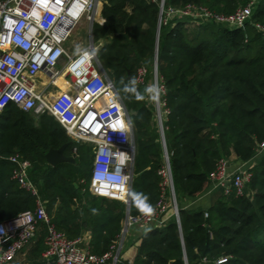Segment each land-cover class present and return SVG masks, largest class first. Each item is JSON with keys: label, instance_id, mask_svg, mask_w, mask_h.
Here are the masks:
<instances>
[{"label": "trees", "instance_id": "16d2710c", "mask_svg": "<svg viewBox=\"0 0 264 264\" xmlns=\"http://www.w3.org/2000/svg\"><path fill=\"white\" fill-rule=\"evenodd\" d=\"M161 2L105 0V23L93 29L96 41L109 40L98 57L132 123L136 153L131 215L157 208L164 194L159 172L166 152L179 204V221L171 216L163 226L145 230L133 264H216L221 257L226 264H264V151L258 155L264 141V34L255 26H264V0L239 29L175 18L161 25L156 53ZM247 2L165 0V7L195 4L231 14ZM156 61L169 110L166 148L147 87L132 85L140 67L147 68L149 81ZM65 144L67 156L77 148L76 162L49 165V150ZM14 155L31 162L30 178L57 229L71 239L90 231V252L108 253L122 234L126 206L90 193L92 149L72 141L53 116L36 117L9 104L0 113V222L36 208V197L12 178ZM232 155L243 163L256 159L249 186L253 199L233 194L221 196L208 209H182L180 201L202 196L219 159ZM137 194L147 197L151 212L141 210ZM164 195L168 201L169 191ZM45 236L41 226L35 251H44Z\"/></svg>", "mask_w": 264, "mask_h": 264}, {"label": "built area", "instance_id": "2783aa9c", "mask_svg": "<svg viewBox=\"0 0 264 264\" xmlns=\"http://www.w3.org/2000/svg\"><path fill=\"white\" fill-rule=\"evenodd\" d=\"M259 2L248 0L235 12L224 14L195 4L166 8L162 0L159 25L183 18L239 29L250 20ZM104 3L105 0H0V113L9 104H15L36 117L51 115L72 141L87 144L93 152L90 193L125 204L122 234L108 253L96 255L84 245L82 237L71 239L58 230L46 202L30 178L31 162L14 155L10 157L16 165L12 178L36 197V208L0 222V264H11L34 241L41 226L46 227V236L40 264H118L125 237L132 227H161L169 220V206L164 198L167 191L172 199L171 216L179 221L167 152L165 165L159 172L163 177L164 194L155 211L133 216L127 210L132 199L136 150L129 112L98 57L104 44L95 40L93 29L96 23H105V20H97ZM83 21L89 25L90 43L72 53L68 44ZM255 26L264 34V26ZM147 76V68L140 67L136 82L147 88L158 85L162 89L158 100L150 94V102L164 135V122L169 114L165 102L166 87L157 70H154L153 80L147 81ZM108 94L113 96V101L99 104ZM263 151L264 141L259 145L258 154ZM73 152L76 155V147ZM251 168L231 171L229 159L223 157L210 174L211 185L222 189L224 196L234 194L253 199L249 190L253 177ZM100 170L113 179H97ZM221 258L227 261L226 257Z\"/></svg>", "mask_w": 264, "mask_h": 264}, {"label": "crops", "instance_id": "0c3cea01", "mask_svg": "<svg viewBox=\"0 0 264 264\" xmlns=\"http://www.w3.org/2000/svg\"><path fill=\"white\" fill-rule=\"evenodd\" d=\"M102 10L103 7L101 8V10L99 11V13L97 14L98 21H104L105 18L102 15ZM101 25L100 23H96ZM101 43L105 44L107 43L109 40L108 39H101L98 40ZM69 45V44H68ZM259 155V154H258ZM257 155V156H258ZM256 159H253L250 162H240L237 160V156L234 155L232 157L229 158V168L231 171H235L238 169H243V168H250L254 165V161ZM224 196L222 189L211 185L210 188L200 197L198 198H184L180 201V207L182 209H191V208H195V207H203L205 209H208L209 207L213 206L215 204V202L221 197ZM178 204V201H177ZM179 207V204H178ZM172 215V208L169 207L168 212H167V216L171 217ZM152 227H156V226H152ZM152 227H142V226H134L132 227L128 232V234L125 237L124 243L122 245L121 248V262L123 263H127V264H133L134 259L139 251V247H140V239L141 236L143 235V233L145 232V230L152 228ZM84 240V245L86 247H90V241H91V232L90 231H86L85 233H83V235L81 236ZM35 243L34 241H32L25 249L23 252H21L16 259L11 263V264H40L42 262V253L43 251L39 252V251H35L34 247Z\"/></svg>", "mask_w": 264, "mask_h": 264}, {"label": "rangeland", "instance_id": "374dc122", "mask_svg": "<svg viewBox=\"0 0 264 264\" xmlns=\"http://www.w3.org/2000/svg\"><path fill=\"white\" fill-rule=\"evenodd\" d=\"M90 40H91V38L89 36V25H88V22L87 21H83L82 23H80L78 25V27L76 28L74 34L72 35V37L70 39V42H69V45H68L69 51L72 52V53L77 52L78 50L86 47L90 43ZM151 80H153L152 77H151ZM152 83H153V81H152ZM149 95H150V93H149ZM113 99H114L113 96L111 94H108L107 96H105L104 98H102L99 101V104H103V103H107V102L110 103V102L113 101ZM232 156H234V155H232ZM82 183H86V181L83 180ZM101 199L103 200V198H101ZM171 202H172V199H171V195H170V198L167 201L169 207H170V204H172Z\"/></svg>", "mask_w": 264, "mask_h": 264}, {"label": "water", "instance_id": "95a60500", "mask_svg": "<svg viewBox=\"0 0 264 264\" xmlns=\"http://www.w3.org/2000/svg\"><path fill=\"white\" fill-rule=\"evenodd\" d=\"M163 1H165V0H163ZM159 33H160V25H159V30H158V39H157L156 53L158 52ZM155 70H157V61L155 63ZM128 73H129V79H131L130 72H128ZM161 136H162V141L164 143L163 144L164 148H166L165 137H164L163 134H161ZM133 142L135 144L134 136H133ZM66 147H67V145L65 144V145L61 146L60 148H58V149L51 148L49 150V152L46 154V160H47L48 164L53 166V167H55V166H57L58 164H61V163H75L76 162V156L75 155L67 156L65 154ZM135 150H136V146H135ZM173 192L175 194V190L174 189H173ZM130 208H131V203L128 206L127 210L130 211Z\"/></svg>", "mask_w": 264, "mask_h": 264}, {"label": "clouds", "instance_id": "9594fccd", "mask_svg": "<svg viewBox=\"0 0 264 264\" xmlns=\"http://www.w3.org/2000/svg\"><path fill=\"white\" fill-rule=\"evenodd\" d=\"M86 59V57H85ZM136 83L135 80L132 81V85L134 86ZM134 87L133 88H126L125 91H134ZM148 93L152 94L153 96V99H156L158 100L159 97H160V94L162 92V89L158 86V85H152V86H149L146 90ZM138 99L140 98L139 96L137 97ZM97 179H100V180H104V179H113L112 177H107L105 175V171L104 170H100L97 172ZM127 177H125L126 179ZM135 199L137 200H140L142 203H141V210L145 211V209H148L149 211L147 212H151L153 209H152V206L150 204L147 203V197L143 196L142 194H137V196L135 197ZM217 264H226V260L221 258L220 260L217 261Z\"/></svg>", "mask_w": 264, "mask_h": 264}, {"label": "snow or ice", "instance_id": "6c2138e0", "mask_svg": "<svg viewBox=\"0 0 264 264\" xmlns=\"http://www.w3.org/2000/svg\"><path fill=\"white\" fill-rule=\"evenodd\" d=\"M145 211H149L148 209H145Z\"/></svg>", "mask_w": 264, "mask_h": 264}, {"label": "bare ground", "instance_id": "6f19581e", "mask_svg": "<svg viewBox=\"0 0 264 264\" xmlns=\"http://www.w3.org/2000/svg\"><path fill=\"white\" fill-rule=\"evenodd\" d=\"M98 17V16H97Z\"/></svg>", "mask_w": 264, "mask_h": 264}]
</instances>
